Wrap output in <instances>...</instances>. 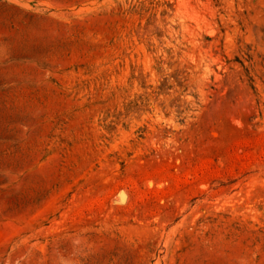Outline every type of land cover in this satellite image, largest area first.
Wrapping results in <instances>:
<instances>
[{
	"label": "rangeland",
	"instance_id": "rangeland-1",
	"mask_svg": "<svg viewBox=\"0 0 264 264\" xmlns=\"http://www.w3.org/2000/svg\"><path fill=\"white\" fill-rule=\"evenodd\" d=\"M0 264H264V0H0Z\"/></svg>",
	"mask_w": 264,
	"mask_h": 264
}]
</instances>
